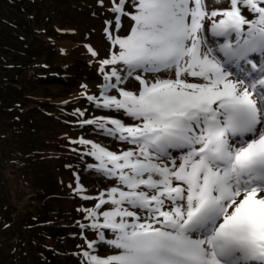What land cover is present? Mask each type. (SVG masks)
Returning a JSON list of instances; mask_svg holds the SVG:
<instances>
[{
    "label": "snow or ice",
    "instance_id": "snow-or-ice-1",
    "mask_svg": "<svg viewBox=\"0 0 264 264\" xmlns=\"http://www.w3.org/2000/svg\"><path fill=\"white\" fill-rule=\"evenodd\" d=\"M110 3L105 84L87 99L135 123H82L135 147L73 141L114 181L94 197L75 177L94 201L80 209L97 236L85 237L84 264H264V66L250 59L264 56V0ZM241 61L251 78L230 70Z\"/></svg>",
    "mask_w": 264,
    "mask_h": 264
},
{
    "label": "rangeland",
    "instance_id": "rangeland-1",
    "mask_svg": "<svg viewBox=\"0 0 264 264\" xmlns=\"http://www.w3.org/2000/svg\"><path fill=\"white\" fill-rule=\"evenodd\" d=\"M77 1L85 2L87 8L80 10ZM212 6L217 7L215 3ZM22 7L25 13L0 2V15L4 19H11L15 24H28L38 42L40 38H44L54 47L33 42L32 47L39 54L34 60V57L27 55L31 50L30 46L27 48L14 38H0V79L9 80L6 76L12 74L18 76L25 93L32 96L30 101L24 102L20 114L16 113L20 120V125L14 126L18 134L15 135L16 138L12 135L8 141L0 143V158H12L14 150L15 159L20 163L15 169L6 166L5 175L8 183L16 186L12 191L17 198L15 204L27 214L31 210V218L35 221L33 226L44 228L45 231L35 239L40 245L35 249L32 248L33 244L29 245L25 240L28 235L24 236L14 227L5 234L0 233V264H27L26 254L30 255L32 264H50V261L42 262L41 258L45 257L43 249L54 244L53 240L49 241L52 237L58 241H61L59 238L65 239V248H56L65 254H62L65 257L62 264H84L82 252L86 248L85 237L87 240H95L97 236L90 228L80 227L81 224L90 223L80 209L92 207L94 201H86L82 199V194L77 193L75 177L80 176L84 194L94 197L114 186V181L87 168L88 164L96 161L83 154L87 151V146L73 141L81 138L92 140L118 153L135 147L107 135L96 125L82 123L85 119L98 117L135 123L122 112L98 108L87 99L89 95L100 97L105 84L99 69L100 61L109 55L110 41L107 39L106 29L110 23H114V14L110 11L112 4L110 0H38V5L30 7L27 3H22ZM131 24L130 19L122 18L119 34H127ZM208 35L210 39L222 40L211 37L210 33ZM89 47L98 55L93 56L88 51ZM260 61H264V57ZM256 62L259 63V58ZM235 66L230 69L234 76L243 77L240 69L251 71L243 61ZM62 71L68 75V81L59 82L60 77L56 78ZM127 87L134 90L138 87V82L133 79ZM81 111L84 112L83 116L79 115ZM7 120L8 118L1 123L4 131L11 127ZM31 145L35 146L32 151ZM26 147L29 148V154L23 155ZM21 148L25 149L18 152ZM37 194H43V199ZM2 195L3 190L0 188V198H3ZM48 202V211L42 209L43 203ZM52 208L55 210L54 216L49 211ZM65 226L67 232L63 234L58 229ZM13 238L16 239L15 242ZM48 250L49 248L46 249ZM104 250L110 251L107 246H104ZM56 257L57 255L55 259ZM48 260H51L50 256Z\"/></svg>",
    "mask_w": 264,
    "mask_h": 264
},
{
    "label": "trees",
    "instance_id": "trees-1",
    "mask_svg": "<svg viewBox=\"0 0 264 264\" xmlns=\"http://www.w3.org/2000/svg\"><path fill=\"white\" fill-rule=\"evenodd\" d=\"M58 1H62V0H58ZM66 1V0H63ZM0 2L8 7L11 8H15L18 11H20L21 13H25L23 7H22V3H27L30 7L33 5H38V0H0ZM79 3V9L80 10H84L86 7L85 2L82 1H77ZM81 5L84 7H81ZM23 9L21 11V8ZM23 28V29H22ZM0 38L2 40H8V38H14V40H17V43L19 44H23L26 45V47L28 48L29 46L31 47L30 52L32 53V55H30V52H27V55L34 57V60L37 58V52L35 49V47H32V43L33 42H37L38 44H43V45H47V46H51L54 47L50 42H48L47 40H45L44 38H40V42H38L37 37L34 35V33H32L30 26L28 24H15L14 21H12L11 19L9 20V18H5L4 16L0 15ZM15 40V41H16ZM45 43V44H44ZM58 48V47H57ZM54 49V48H53ZM59 50V49H58ZM56 51V50H54ZM53 51V52H54ZM26 53V51H24ZM59 52V51H58ZM57 52V53H58ZM49 59V58H47ZM31 60V59H30ZM61 75H59L60 77L65 76L66 73L64 71H62V73H60ZM7 78L9 77V80H4L3 78L0 79V143L4 142V141H8L11 136L13 135L15 137L16 134V127L17 125H20L19 122V117L18 115L20 114V108L22 106H24V102L25 101H30L32 99V96L29 94L25 93V89L23 88V85L21 83V81L18 79V76H14V74L6 76ZM61 80L59 82H63L64 77L60 78ZM30 81V80H27ZM66 81V80H64ZM17 85H20L19 87H17ZM16 113L18 115H16ZM4 117L8 118V122L10 124V128L9 130H2L1 128V123L7 119ZM23 125V124H21ZM13 126V127H12ZM16 126V127H14ZM24 126V125H23ZM4 128V126H3ZM19 136H21V133L19 134ZM16 138V137H15ZM19 138V137H18ZM19 141V140H17ZM32 146V145H31ZM35 146H32V149H30L31 151L33 150ZM25 148H21L19 149L18 152H23ZM28 147H26L25 153H23V155H28ZM12 158L9 157H4V158H0V188L3 190V198H0V222L2 221V224L0 225V233H7L9 231L10 228L14 227L18 232H21L24 236L25 234L28 235V237H25V240L29 243V245H32V248L35 249L36 246L40 247L39 243L36 242L35 239H37L38 235L39 237L41 236V232H44L45 229L44 228H40V227H34V220L31 218V210L30 212L27 214L25 212L20 211V209L16 206L15 202H17V198L16 195L13 194V188L15 185H11L8 183V180L6 179L7 176L5 175V171H6V166H11V169H15L17 167V164H19L16 159H15V152L14 150H12ZM16 187V186H15ZM25 188H28L27 185H25ZM30 189V188H29ZM39 193V192H37ZM43 194H37L38 197L43 199ZM45 198V197H44ZM47 204L48 203H43V208L44 210L48 211V207ZM41 209V210H42ZM19 210V212L17 213V211ZM49 211L52 212V215L54 216L55 213H53L55 210L52 208ZM40 213H37V215ZM36 217V216H35ZM34 217V218H35ZM36 220V218H35ZM34 221V222H33ZM58 230H60L61 232H63V234H66L67 232V228H59ZM48 231V229H47ZM58 234L59 231H57ZM35 234V235H34ZM62 235H59V237ZM64 236V235H63ZM38 237V238H39ZM11 239V238H10ZM42 239V243H43ZM53 240L54 244L48 245L49 247L52 248V250L47 246V248H49V250L46 253H51V254H46L48 256L51 257V260H48V256H46L45 259H41L42 262L50 261V264H62L61 260L56 258L54 256V248L55 247H65L62 246L63 245V238H59L56 239L55 237H52L49 241ZM13 241L15 242L16 239L13 238ZM59 242L62 243V245H57ZM29 249L31 248V246H28ZM44 251V249H43ZM46 251V249H45ZM26 260H27V264H32V260L30 259V255L26 254Z\"/></svg>",
    "mask_w": 264,
    "mask_h": 264
},
{
    "label": "bare ground",
    "instance_id": "bare-ground-1",
    "mask_svg": "<svg viewBox=\"0 0 264 264\" xmlns=\"http://www.w3.org/2000/svg\"><path fill=\"white\" fill-rule=\"evenodd\" d=\"M173 154H174V155H177V153H176V152H173Z\"/></svg>",
    "mask_w": 264,
    "mask_h": 264
}]
</instances>
